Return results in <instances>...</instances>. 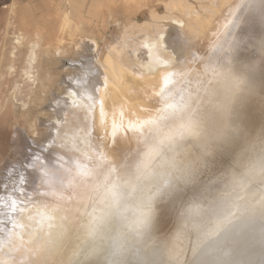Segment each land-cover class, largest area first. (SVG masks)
Masks as SVG:
<instances>
[{"label": "bare ground", "instance_id": "1", "mask_svg": "<svg viewBox=\"0 0 264 264\" xmlns=\"http://www.w3.org/2000/svg\"><path fill=\"white\" fill-rule=\"evenodd\" d=\"M243 1L238 15L241 3L233 7L235 0V4L224 0L221 7L228 3L225 14L232 17H223L214 25L209 19L203 34L196 30L201 35L196 45L186 32L194 35L193 23L199 24V14L184 3L170 2L167 10L171 15L166 19L180 29L171 42L181 50L180 55L174 54L177 58L169 52L164 25H137L145 0H63V4L51 3L53 12H59L57 5L66 8L64 21H58L55 13L46 41L36 33L37 22L30 35L15 29L5 35L1 59L8 45V64L6 70L0 66V81L8 70L15 69L21 81L15 79L7 88L5 104L22 118L34 111L41 113L38 106L55 84L61 58L73 56L70 61L77 62L74 56L92 41L99 54L94 62L86 58L80 62V76L69 74L70 83L57 87L63 95L60 104L71 111L62 117L61 109L51 113L48 127L54 133L39 159L26 167L16 168L12 162L0 176V264H121L129 259L136 239L150 247L161 237L150 228L153 222L157 228H167L173 218L189 221L200 241L209 240L191 264L257 260L250 254L249 235L244 230L229 243L205 253L217 230L205 225L204 218L221 220L226 212L238 215L248 202L251 187L234 205L227 201L216 205L210 193L216 190L215 183H210L200 194L191 191L195 203H181L184 211L175 206V211L162 208L164 194L199 175L198 169L209 164L218 148L243 158L251 153L247 146L256 150L260 145L255 155H264V0ZM110 25L119 30L114 42L102 39ZM7 27L12 29L14 23L9 20ZM23 47L20 59L18 52ZM206 115L212 122H208L210 130L203 140L194 134ZM248 123L254 126V133ZM26 129L37 136L34 120H28ZM189 137L194 138L193 149L191 143L180 148L179 142H188ZM167 143L174 153L156 166L153 176L147 171L148 162ZM51 153L58 156L54 159L71 161L76 167L73 191L60 201L51 200ZM261 168L256 173L259 176L264 174ZM224 173H219L222 180ZM230 218L226 220L231 222Z\"/></svg>", "mask_w": 264, "mask_h": 264}, {"label": "rangeland", "instance_id": "2", "mask_svg": "<svg viewBox=\"0 0 264 264\" xmlns=\"http://www.w3.org/2000/svg\"><path fill=\"white\" fill-rule=\"evenodd\" d=\"M60 1L63 4V0H0V66L2 67L3 70L4 69L6 70V66L8 64L7 55L9 54L8 53L9 47L8 45H6V51L3 53L4 58L1 59L2 47L5 42V39H4L5 35L9 34V32H11V30H14V29L16 31L20 30V33H23V35L25 34L30 35L33 30L32 27L34 23L37 22L39 25H38V30L36 31V33H39L42 36V39L46 41L49 38V36H51V20L54 21L56 19L55 13L58 12V10L56 12H53L51 3L59 2L60 4ZM145 1H146V5L141 9L142 11L138 19L136 20L137 25L138 26L149 25L148 24L149 22H150V25H155V24L164 25L166 29L167 39L169 37L168 42H167L169 45V52H171L170 54H172L173 56L174 54L175 55L177 54L178 56L181 53L180 52L181 50L177 46H173L174 43L173 44L171 43L175 35L179 33L180 29H179V26H177L178 24L173 23L170 19L169 20L166 19L171 15V11L167 10L168 8L167 5L170 2L176 1L178 3H184L183 5H186L189 8H192L193 10H195L197 14H199L200 17L197 21V23L199 24L193 23L194 30H195L194 35L193 36L189 35L186 32L188 38L191 39L192 37L191 40L193 41L192 43L194 45L199 43L198 38L201 37V35L199 34L200 33L203 34L206 31L207 26L209 24V21H208L209 19H211L214 25L218 21L223 20V17L225 20H227L226 18L228 16V15L226 16L225 14L228 3L224 5L223 7H221V4L224 0H175V1L174 0H145ZM235 2L234 0H232L231 2L232 4H235L233 5V7H239L240 3L242 5V6L240 5L241 6L240 8L236 9V13L240 15L241 9H243L245 1L235 0ZM57 7L59 9L57 20L64 21L62 13L65 10L66 5H57ZM219 14H220V17H219ZM236 18H237V15H236ZM158 19L161 21H159ZM163 19L166 20V22ZM9 20H11V22L14 23V27L12 29L7 27V23ZM145 21H147V23ZM196 25H199V26L196 27ZM196 30L197 32H199V34L196 32ZM235 33H239V32L236 31ZM235 33L233 32V34ZM103 35L104 36L102 37V39L105 38V40L109 42H114L116 38L119 36V30L116 29L113 25H110L107 27ZM220 36H221V33H219V39L221 38ZM232 36L230 33L231 38ZM33 38L36 40L38 37L33 35ZM221 40H222L221 46L222 48H225L223 47V44L225 42L223 39H220V41ZM228 40L230 41L231 39H228ZM101 43L103 42L99 41L100 45ZM25 49L26 47L19 49L18 57L20 59ZM174 51L175 52L177 51V52L174 53ZM98 54L99 53L97 51L96 43L92 41L89 47L82 49L79 56L77 55L74 56L76 61L79 63L70 61V59H72L73 56H69V58H61L60 59L61 64L55 70V76H56L55 84L54 86L48 88L49 89L48 93L43 96V99L40 101L41 105L38 106L41 113L34 111L29 116H23V118L20 115H18L15 111H13L9 106H7V104H5V102L7 103L6 101L7 88L10 86L13 80L15 79L19 80V77L18 78L16 77L17 74H16L15 69L7 71V74L5 75V77H3V80L0 81V99H1L0 100L1 101L0 102L1 103L0 104V108H1L0 109V152L1 151L3 152L0 155V176L5 173L6 168L7 167L9 168V165L12 162L15 163V167L17 168L18 166L16 165H21V166L26 167L27 163H30L35 159H39V156H41L40 154L42 153V150L45 147H47L46 140H49L54 133V129L52 128L50 129L48 127L49 122H50L49 117L51 116V113L56 109H61L60 112H61V117H62L64 113L71 111V110L63 109L64 105L60 104V100L63 95L59 94L60 92L57 90V87L61 86L60 83H64V82L70 83L66 79V77H68L69 74L71 76H75V75L80 76L82 72L81 67H79L80 62L84 63L83 60L85 58L94 62ZM177 56H174V57L177 58ZM19 81H21V79ZM263 97H264V94L262 95V98ZM261 101L264 104V99H262ZM250 114L253 116V114L249 112V115ZM71 115H74V114L71 112ZM208 116L207 115L204 117L202 116V118L204 119L206 118V120L201 119V123L199 122V126L201 125L200 126L201 128L199 127L200 129L196 132V135L194 134V136H196L197 138L202 137L203 140L204 138H206L205 135L210 130V123L208 122L209 121L212 122L211 121L212 119L207 120ZM29 119L34 120L36 123L37 129H38L37 136L32 135L26 129ZM52 125H54V123H52ZM63 126L64 124L61 123L60 127L62 128ZM247 127L250 129L251 133H254V131H256L254 126L252 124L250 125V123H248ZM54 128L56 129L58 127L56 126ZM222 131L223 129L220 130V133ZM192 139L194 138L189 137L188 139H186L188 140V142L184 141L185 143L183 144L179 142L180 144L179 147L181 148V147L186 146L187 144H190L192 142ZM40 141H42V143L39 146ZM168 144L169 143L165 144L162 149L155 152L153 157H151L153 159L149 160L147 171L150 172L151 175L154 176L157 171L156 169H158L157 167L163 162V160H165V158L167 159L169 156H171L174 153V149L169 150L170 145L167 146ZM188 147L189 146L187 145V148ZM190 148L193 149L192 143H191ZM254 148L255 146H249V147L247 146V149H250L251 153H247V155L243 158L239 156L238 154L235 155L234 157H232V155L229 156L224 151L225 147L223 149L218 148L216 150L217 153L216 152L212 153L213 155L215 154V157H212V159L211 158L209 159V164L204 163V165L201 166L204 169V171L200 167L201 169L199 168L196 173V174L199 173V175H196V177L194 176L195 179L190 178V181H189V177H188L187 183L190 182L191 184H187L185 183L186 181H184L182 184H180V186H178V188L175 191H172V193H169L171 191H168L166 192V194H164V204H163L164 206L162 208H167L168 206L171 211H175L173 207L175 206L176 210L178 209L177 211H179L180 209H183L181 206V203H185V204L195 203V200L192 199L193 197L192 195H195V193L191 191L197 192L196 194H200L199 192L204 188V185L206 186L210 183L212 184L215 183L216 190L213 191L211 189L210 193H212L211 199L212 198L214 199L216 205H218L217 203L219 201L220 203L222 201H227L229 202V205H234L235 202L243 199L244 194L251 187L252 193L250 197L247 199V201L250 203L246 201L248 205L247 203L246 205L243 204L244 206H241L243 208H240V212L239 210H237L239 212V213L237 212L239 217L238 215H234L233 214L234 212H226V214H224L225 217L221 218V220L219 219L212 220L206 217L204 218L205 225L209 226L214 231L217 230L215 231L216 234L212 236L213 241H211V245L205 251V253L211 250L213 252V249L216 250L220 248V245L229 243L230 240L236 234L240 233L241 230L242 231L244 230L246 234L249 235V239L247 241V247L249 251L251 252L250 254L253 253L254 256L257 257V260H252L248 262L247 264H264V174L261 176L256 174L259 167H262L261 168L262 171L264 170V155H260L257 158V156L255 155L256 154L255 151L260 149L261 146L257 145L256 150H253ZM51 154H52L51 156V200L53 199L54 201L56 200L60 201V199L64 198V196L65 198H69L73 191V186H72L73 182L71 179L75 178L74 176L76 173L75 172L76 167H74L75 165L71 161L69 163H66L67 161L65 162V160H62L60 158L54 159L58 156H56V154L54 155L53 153ZM225 155H226V160L224 158ZM222 157L224 160H222ZM83 159L80 158L79 160L83 163H86L87 159L86 158H83ZM55 161H57L59 164V167L57 168H56V165H54L56 164ZM214 165L215 166L217 165V166L215 167ZM222 172H225L224 174L227 175V176L224 175L225 178L223 180L222 178L221 179L219 178V173H222ZM34 180L35 179H33V181ZM194 180H197L199 183L197 181H196L197 183H195ZM184 185L186 187H184ZM196 188H199V189H196ZM170 204H173V205H170ZM242 209H243V212L241 211ZM181 211H184V209ZM251 213L253 216H251ZM249 215L253 218L252 220L249 217ZM257 217L259 218V220L257 219ZM228 218H230L231 222H228L226 220ZM168 219L170 220V217ZM217 221L219 223H217ZM150 228H152V231L157 232L159 235H161V237H158L157 239H155L150 247H148V244H144V245L141 244L140 240L136 239L135 244L137 247L135 246V244L131 247V255L128 259L129 261L126 260V258H124V261H122L121 264H125L126 262L129 263L130 261L132 262L133 260L134 261L132 262V264H143L141 262H144V261H146L144 262V264H191L193 260H195L194 257L200 253V249L203 248V246L209 241V240L200 241L201 237L200 238L198 237L199 235L197 231H194L189 221L187 222L183 218L182 219H174V218L171 219L169 222V225H167V228L166 227H161V229L157 228L156 225H154V222L151 224ZM162 228L165 231L162 230ZM202 238L204 239L205 236H203ZM137 242L140 243L141 247H143L144 249L139 247L140 244L138 245ZM145 248H147V250ZM141 249H143L142 250L143 252L141 251ZM137 251H138V255H137ZM148 251L150 252V254H148ZM145 254L147 256H145ZM138 259L139 261H137Z\"/></svg>", "mask_w": 264, "mask_h": 264}]
</instances>
